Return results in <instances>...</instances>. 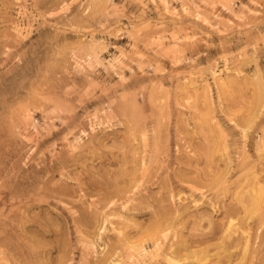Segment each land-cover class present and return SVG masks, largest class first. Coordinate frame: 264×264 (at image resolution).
Instances as JSON below:
<instances>
[{"label": "rangeland", "instance_id": "374dc122", "mask_svg": "<svg viewBox=\"0 0 264 264\" xmlns=\"http://www.w3.org/2000/svg\"><path fill=\"white\" fill-rule=\"evenodd\" d=\"M0 264H264V0H0Z\"/></svg>", "mask_w": 264, "mask_h": 264}]
</instances>
